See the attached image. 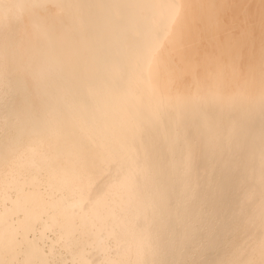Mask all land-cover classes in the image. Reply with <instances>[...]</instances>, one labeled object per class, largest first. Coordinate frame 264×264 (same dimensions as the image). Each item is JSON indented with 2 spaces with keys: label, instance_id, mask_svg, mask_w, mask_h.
<instances>
[{
  "label": "bare ground",
  "instance_id": "1",
  "mask_svg": "<svg viewBox=\"0 0 264 264\" xmlns=\"http://www.w3.org/2000/svg\"><path fill=\"white\" fill-rule=\"evenodd\" d=\"M264 0H0V264H264Z\"/></svg>",
  "mask_w": 264,
  "mask_h": 264
},
{
  "label": "snow or ice",
  "instance_id": "2",
  "mask_svg": "<svg viewBox=\"0 0 264 264\" xmlns=\"http://www.w3.org/2000/svg\"><path fill=\"white\" fill-rule=\"evenodd\" d=\"M261 218H262V221H264V209H262Z\"/></svg>",
  "mask_w": 264,
  "mask_h": 264
}]
</instances>
